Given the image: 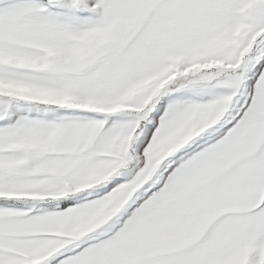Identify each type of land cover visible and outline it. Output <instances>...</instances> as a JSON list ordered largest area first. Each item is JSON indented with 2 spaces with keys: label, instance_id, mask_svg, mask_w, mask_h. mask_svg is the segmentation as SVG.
Wrapping results in <instances>:
<instances>
[{
  "label": "snow or ice",
  "instance_id": "snow-or-ice-1",
  "mask_svg": "<svg viewBox=\"0 0 264 264\" xmlns=\"http://www.w3.org/2000/svg\"><path fill=\"white\" fill-rule=\"evenodd\" d=\"M0 264H264V0H0Z\"/></svg>",
  "mask_w": 264,
  "mask_h": 264
}]
</instances>
